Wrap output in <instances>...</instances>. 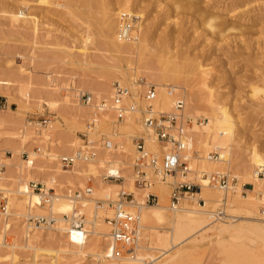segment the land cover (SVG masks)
<instances>
[{"label":"rangeland","instance_id":"1","mask_svg":"<svg viewBox=\"0 0 264 264\" xmlns=\"http://www.w3.org/2000/svg\"><path fill=\"white\" fill-rule=\"evenodd\" d=\"M19 1L0 0V160L4 164L1 170L5 173L0 174L6 177L0 184L4 189H0V204L3 202L5 204L9 199V197H3L4 195L8 194L13 197L12 192L16 191L20 185H27L29 189V187L34 188L33 183H38L39 187L42 183L45 189L52 188L55 195L63 193L72 197L76 191H82V196L91 197V200L78 199L77 213L81 214L83 219L97 220L105 224L100 227L106 226L110 233L112 225L106 217L113 215V209L109 207L108 201L117 199L118 191L121 189L131 191L127 183L128 179L124 176L127 173L132 175L128 162L135 153L127 155L128 158H123L121 151L126 147L127 140H132L133 135L144 133L143 127L140 120L142 128L126 129L127 124L134 123L132 118L125 120L114 137L115 141L122 144V149L112 148V151L114 150L112 152L111 149L99 147L98 153H101V150L114 153L115 156L109 159L113 160L114 157L116 159L120 156L126 161L120 163L117 170L110 166L109 161L106 162L107 159L103 160L104 162L94 161L96 175L92 172L78 173V167L82 161H77L72 167L64 168L59 157L75 151L85 143L83 140L87 138L86 136L93 141L99 139L102 134L111 135L113 132L114 112L107 110L98 114L93 106L91 108V105L82 102L78 93L88 91L97 99L109 100L111 94L108 95L109 99H106L98 93V80L106 83L111 92L113 83L116 81L129 85L133 92L132 82L139 76L153 84L157 83L151 78L147 69L140 68L134 72V69H127V63L124 60L111 56L108 44L105 43L101 32L100 19L104 17L103 8L96 3V0L95 2L90 0L87 3L84 0H28L24 9L38 18L39 28L36 33L31 28L10 23L6 9L9 6L20 7ZM105 1L110 6H118L121 2L130 3L133 6L131 12L140 15L139 20L137 19L134 23L133 30L137 33L138 23L145 19V22L155 30L151 39L152 43L159 40L164 30L182 29V38L185 42L182 48L190 54L193 63L200 62L204 66L208 76L207 81L210 86H213L215 96L230 106L236 115L245 117L246 120L249 119L251 124L237 128L234 140L231 142L232 166L230 168L228 165L227 167L226 165L224 167L214 166L212 170H209V172L219 171L227 174L228 185L240 186V189L233 190L221 187L219 190L223 194L220 196V201L215 202L214 210L217 211L224 201L226 214L230 216L235 212V216L238 215L234 217V220L264 224V181L260 180L263 175L252 160L254 148L264 156V92L259 91V94L256 93L253 97L249 91L253 82H258L256 85L260 88L263 86L260 77L256 76L261 68H264V52L262 53L264 50V0H184L180 9H172L166 3L167 0ZM168 10L171 13L169 15ZM214 12L225 18L227 25H233L238 29L230 31L227 40H216L212 37L209 40L206 39L207 31L204 29V22L206 17ZM242 30L249 31L240 34ZM245 36H249V39L246 40ZM183 56L180 59V65L171 66V68H177L182 82L186 78L187 83L190 82L191 85L193 83V88L199 90L200 84L193 80L195 66L193 63H187L188 61ZM125 70H127V75L123 72ZM169 83H174V80H169ZM21 85L28 87L27 96L20 93ZM180 91L182 94L175 93V97L187 95V98L183 96L185 103L187 102L185 113L204 119L201 124H206V115L209 112L207 107H199L198 113L188 110L189 90L180 88ZM131 101L138 105L144 104L142 99L137 101L133 96ZM172 105L173 102L167 107L156 106L169 111ZM137 114L140 117L138 119H141L140 111H137L135 115ZM44 119H47V123L42 122ZM92 120L95 121V127H88ZM193 131L196 133V129L193 128L190 135ZM84 132L87 133L86 136L83 135ZM194 136L199 137L195 134ZM191 142L190 140L191 152L195 151V157L191 161L192 168L207 171L203 158L211 151H217L216 158H218L219 148L214 142L206 146L202 143ZM33 151L37 153L32 160L30 155ZM49 152L59 154V156L52 157ZM22 162L24 165L20 167ZM111 169L115 173H120L124 180L104 179L103 174ZM199 175L197 172H190L187 178L179 175L169 177L167 179L169 198L172 189L170 182L185 179L201 182L197 178ZM204 185L196 192L203 190ZM87 186L93 188L92 193L85 192ZM8 189L9 192H6ZM104 189L111 191L109 197L104 196ZM208 189L215 190L216 186L208 185ZM35 190L40 192L39 189ZM147 191L148 189L140 191L141 197H144ZM151 192L158 194L153 188ZM226 193H228L227 196ZM238 193L242 195L244 204L237 202L235 196ZM158 196L160 200L161 196L159 194ZM135 199L139 202L143 198L140 200L135 196ZM200 200L199 202L203 203ZM96 201L98 205H103L104 202L103 207L96 206ZM250 201L254 203L251 204ZM205 203L204 200L203 204ZM43 204L46 205L42 207L43 210L41 207L32 209L33 213L42 216L39 217L40 219L49 214V205L45 202ZM148 204L157 203L151 201ZM11 207H16V205ZM55 212L61 216L57 208ZM9 221L11 228L7 234L8 241L15 238L18 243L25 245L28 238L25 236L26 223L29 218L25 215H13ZM141 223L143 230L139 240V250L142 251L147 261H153L154 264H175L177 254L172 258L169 256L176 250L179 251L185 242L190 241H197L196 245L198 243L199 245L192 247L193 249L190 247L183 249L188 258L183 264H264V237L250 241L251 234L243 233L236 240L228 237V234L207 238L206 234L218 224V220L204 223L201 229L177 245L162 239L163 234L167 232L164 228L170 225L167 219L160 223L158 221H141ZM54 225H58V222ZM85 225L91 230V223L86 222ZM58 232L61 231L57 228L48 230L46 227L36 226L31 232L36 238L31 237L30 241L37 243L38 246L48 247L50 250L0 245V264H57L54 249L62 248L67 244L66 236H62V233L59 236ZM89 232L84 233L90 235L83 245L69 243L66 247H70L72 251L94 250L111 253L110 248L104 249L107 240L110 239L109 233L98 235ZM149 240L152 241L153 246H158V248L146 247ZM0 241H3L2 233H0ZM58 252L61 256L58 264H97L98 262L88 254L81 255L60 250ZM152 253L159 258L150 257ZM73 260L76 262H72Z\"/></svg>","mask_w":264,"mask_h":264},{"label":"bare ground","instance_id":"2","mask_svg":"<svg viewBox=\"0 0 264 264\" xmlns=\"http://www.w3.org/2000/svg\"><path fill=\"white\" fill-rule=\"evenodd\" d=\"M84 1L85 3L90 2V0H84ZM96 1H97L96 3L100 4V6L103 8L104 17L100 19L101 32H102L103 37L105 38V43L108 44V50L110 51L111 56L114 58L120 59V60H124L127 63V69L129 70L134 69L135 70L134 72L138 71V69L140 68H145L148 70L151 78H153L157 83V84L154 83L157 86V91H158V96H157V100L155 103V105L157 106L162 105L163 107H167L172 102H174V100L176 99L175 93L176 94L178 93L179 95L180 93L182 94L181 92L182 90L180 91V88L181 89L184 88V90H187V91L189 90L188 110L189 109L194 110L198 113V108L201 106H206L207 109L209 110L208 114L206 115L207 123L204 125L203 124L194 125L195 127L193 128L194 130L196 129V133H194V131L193 133H191L190 135V140L192 141L191 143L198 142L206 146L214 142V144H216L215 146L219 148L220 156L218 158L216 157L210 158L209 154H206L207 156L203 158V163H204V166H206L207 172H209V170H212L214 166L224 167L226 165L227 167L228 165V167L230 168V166H232L230 148H231V142H233L234 137H235V131L237 128L242 127V126L243 127L247 126L251 123L248 121L249 119L246 120L245 117L244 119L240 115H236V113H234L230 109V106H228L226 103H223L221 100H219L215 96V90L213 89V86H210L207 81L208 76H207V72L204 69V66L200 62L193 63L192 58L190 57V54L187 52L186 49L182 48V45L185 44L182 38V33H181L182 29L180 30L178 28L173 31L164 30L163 33L160 35L159 40L156 43H152L151 39L155 33V30H153L151 25L145 22V19H144L142 21L140 20V22L138 23V26H139L138 32L136 33L135 30H133L131 32V37L127 40H123V39H120L117 33L121 26L120 20L118 19L119 16L117 17V15H120L121 13L120 11L122 12L130 11L131 12V10H133L132 9L133 6L127 2L126 3L121 2L118 6L116 5L110 6L109 4H107L105 0H96ZM182 1L184 0H167L166 3L170 5L172 9H180L182 8ZM28 2H29L28 0H20L19 1L20 7L18 6L16 8L13 6H9L6 9L7 13L9 14L8 19L12 25L16 24L19 26L28 27V28L33 29L34 32L36 33V31L39 28V20L36 17V15L31 14L30 12H27V9H24V6H27ZM167 13L169 15L170 11L168 10ZM214 13L209 14L206 17L205 22H204V29L207 31L206 39L209 40L210 37H212L216 40H227L228 34L230 33V31L238 30V29L233 25H227V21L225 18L221 17L220 14L218 13H215V14ZM134 14L138 17V20H139L140 15H138L137 13H134ZM263 29H264V26H263ZM247 31L249 30H242L240 31V34H244ZM245 39L246 40L249 39V36H245ZM245 39H242V40H245ZM263 52L264 50L262 51V53ZM182 56L188 61L187 63H193V65L195 66L193 80H196L200 84L199 90H196L195 88H193L194 87L193 83L192 85L190 84V82L187 83L188 81L187 82L185 81L186 78H184V81L182 82L180 80L181 75L178 73L177 68L176 69L171 68V66L180 65L181 63L180 59L182 58ZM115 66L117 67V65ZM118 66L121 67L120 65ZM126 71L127 70L123 72H125V74L127 75ZM256 77H260L262 81L261 80L259 81L263 82V86H261L260 88V86L256 85L258 84V82L257 83L253 82L254 84H251L249 91L252 93L253 97H254V94L258 93L259 91L264 92V68H261L260 73ZM171 79L174 80V83L172 84L169 83V80ZM120 82L124 83L122 81ZM147 82L151 83L149 81ZM97 85H98V93L100 94L101 97H106L107 99L108 95L112 94L111 89L106 85V83L101 82V81L99 82L98 80ZM166 85L168 86L171 85L174 92L173 93L169 92ZM132 86H133L132 96L134 97V99H136L137 101H141L142 99V101L145 103L142 97V94H141L142 87L138 85L136 80L132 82ZM27 88H28L27 86L21 85L19 88L20 93L25 94V96H27L28 95V92L26 91ZM108 89H110V91H108ZM183 96H185V94L179 97L185 98L187 95L185 97ZM263 98H264V93H263ZM29 100L31 101V99ZM131 100H132V97H131ZM141 105L143 106L144 104H141ZM90 107L92 108V106ZM137 111L138 110L136 108L131 113V115L127 118V120H130L132 118V122L135 125L129 123L125 126L126 129L136 128V127L140 129L143 127V126L141 127L142 124L140 125V120L142 119H138L139 117L138 114L135 115ZM90 133L92 134L93 132L91 131ZM194 134L196 136L198 135L199 137L195 138ZM146 145L154 150L159 149V146L156 143L153 136H149L147 138ZM61 151H65V150L61 149ZM111 151L101 150V153H98L99 156L97 154L95 157L88 158L84 162L82 161L81 164L79 165L80 168L78 167V173L88 174V172H92L95 174L96 168L94 165V161L102 162L103 160L105 161L106 159H107L106 162L109 161L110 166L114 167L117 170L118 165L126 161L123 160L122 157L120 156H118V158L116 159L115 157L114 159L112 158L113 160L109 159L111 156L112 157L115 156L114 153H112L114 152V150L112 152ZM121 152H122V155H124L123 158L124 157L128 158L127 155H130V153H135V146L132 140L130 139L127 140L126 147H124V149ZM36 153H37L36 151L31 152L30 159L33 160L34 155H36ZM49 155L50 156L52 155V157L59 156V154H53L51 152H49ZM119 157L121 159H119ZM252 160L254 161V165H257L258 169H260V172L263 175V177L260 176L262 178L260 180L264 181V174H263L264 173V156H262L256 148L252 150ZM22 161H25V160H22ZM27 161L28 160H26V162ZM23 163L24 162H22L21 163L22 165L20 164L21 166L20 165L19 166L22 167L24 165ZM220 170L222 169L220 168ZM224 171H225V168H224ZM0 173H3V171L1 170ZM189 174L190 173L178 174V175L183 176L184 178H187ZM176 176L177 175H171L169 177H176ZM124 177L128 179L127 183L131 190L129 192L133 193L134 197L132 198V200H129V201H121L120 200L121 195L119 193L121 190H119L117 194V200H120L119 204L121 205L123 204L124 206L127 205L126 208L130 212L137 215L138 217V220L135 222L137 233H138L137 242L131 248L133 249V253H130V254L125 253L119 257H115L113 255V243H112V237H111L113 225L110 221V218L113 217L114 210H113L112 216L106 217V220L112 225V229L110 233L108 232V228H106V226L100 227V225H105V224H101L97 222V220L89 221L87 219H83L82 226L75 227L74 224L78 223L79 221H82L81 218L79 217V215L81 214L77 213V210H76L78 199H80L81 201H84L85 199L91 200V197H88V196L83 197L80 193L75 194L73 197L69 194L62 193L60 195H55L53 193L52 202L51 204H49V214L44 215L45 218L47 219V223H44L42 222V218L41 219L39 218L42 216L37 215L36 213H33L32 211L34 207H41V208L46 207V205H44L42 201V197L45 194L44 188L42 189L41 192H38V191L36 192L35 188L29 187V189H27L26 187L27 185L22 186L20 184H19L20 185L19 188L16 191L12 190L13 197H11V195L8 196V194L3 196L6 198L9 197V199H7V202L5 203L7 207L6 210L0 211V228H1V225L3 224V228H1L0 230V233L3 234V241H0V245L12 246L14 248L15 247H28V248L30 247V248H33L34 250L36 249L50 250V248L48 247L38 246L37 243L32 242V240L30 241L31 237L33 238L35 235L33 233L31 234V232L34 231L35 226L39 228L46 227L48 230L57 228L58 231H61V232H58V235L62 233L61 234L62 236L63 235L66 236L68 245L69 243H72V245H83L85 243V239L90 235V234L89 235L84 234L88 231H90L89 233H95L98 235L109 233L110 239L107 240L106 246L104 247V249L110 248L111 253H106L104 251L99 252V251H94V250H90V251L74 250L72 251L70 250V247L69 248L66 247L67 246L66 244V246L63 245V247L65 246L64 248L62 247L59 249H54L56 250L55 262L58 264V260L61 259V256L58 252L60 250L62 252H72L74 254H81V255L88 254L89 256H93V258L98 261L97 264H154L153 261H147L145 257L143 256L142 251L139 250L140 249L139 240H140V236L143 230L141 221H144V222L158 221L160 223V222H163L165 219H167L170 225L164 228L167 230V232L166 234H163L162 239L165 242H169V243L176 244V245L181 244L187 237L193 235L195 232L201 229L204 223H211L217 220H218V224H216L213 228H211L210 231L206 234L207 238H211L214 236L220 237L221 235L228 234V237H230L233 240H236L240 238V236L243 233L251 234L249 238L250 241H254L257 238L264 237V224H261V222L260 223H251V222L246 223L240 220H234V217L238 216V215L235 216V212L234 214L230 216L227 214L228 216L223 217V218L217 217L216 216L217 213H216V210H214L215 209L214 207H215V202L216 201L219 202L220 196L223 194L221 190H219L222 186L211 185V186H216V189L209 190L208 189L209 184H207V181H205L201 177V175L197 176V178L201 180V182L199 181L197 182L195 181V182L199 184L198 189H201V187L205 184L203 190L196 192L198 190L196 189L194 191L186 192L181 198V201L184 200L183 201L184 203L180 201V203L176 204L175 206L171 205V194L169 198V195H168L169 194L168 192L169 184L167 181H161V180H158V182L155 181L157 182L156 185H153L154 183H152V185H150L148 188H145V189H148V191L147 193H145L146 195H144V197H141L140 191L145 190V189L139 187L135 183V180L133 179L134 177L130 175L129 173H127L126 176ZM5 178H6L5 175L0 174V184L4 182ZM186 180L188 181L192 179H185L184 181ZM152 188L153 190H156L158 194L161 196L160 200L158 199L159 202L157 201L156 202L157 204L155 205L148 204V202L145 199L147 194L151 192ZM222 188L224 189L231 188L233 190V189H240V186L236 187L234 185L233 186L228 185L227 187H222ZM0 189H2L1 186H0ZM6 192H9V189L6 190ZM92 192H93V188H92L91 193ZM110 192L111 191L109 189L103 190V194L105 197H109ZM227 195L228 193H226V196ZM135 196L138 199L140 198L141 199L143 198V199L142 200L140 199L141 201L137 202L138 200L135 199ZM235 198L237 199L238 203H243V204L245 203L240 193H238L235 196ZM200 199H204L206 203L205 204L200 203L199 202ZM98 201H96V206L103 207L104 202H103V205H98ZM109 201H112V200H109ZM169 201H170V204L168 205ZM250 203L252 204L254 202L250 201ZM13 205H16V207H11ZM55 208H57V210L60 211L59 213L61 214V216H58L56 214ZM106 208L108 211V207ZM13 215H25L26 217L29 218V221L26 223L27 228H26L25 236H27L28 238H27V243H25V245L18 243L15 238L14 239L12 238V241H8L9 238L7 239V234L9 233L8 230L11 228L9 219ZM31 217L37 218L39 222L30 220ZM96 217H98V215ZM53 220H56L55 223L58 222V225L55 226L54 225L55 223L52 222ZM33 222L34 224H32ZM86 222L91 223V227H92L91 230L86 227L85 225ZM196 242L197 241L185 242L184 246L179 251L176 250L177 252L175 251V253L174 254L172 253V255H170L169 257L170 258H172L173 256L175 257V254H177V259L175 261V264H183L187 258L186 254H184L183 252L184 251L183 249L187 247L192 248V247L199 245V243L196 245ZM146 247L158 248V246H153V243L151 240L148 241V245H146ZM229 250L231 249L229 248ZM154 254L155 253L150 254V257H153V259H156L157 257L159 258V256H155ZM13 255H14V249H13ZM72 262H76V261L73 260Z\"/></svg>","mask_w":264,"mask_h":264},{"label":"built area","instance_id":"3","mask_svg":"<svg viewBox=\"0 0 264 264\" xmlns=\"http://www.w3.org/2000/svg\"><path fill=\"white\" fill-rule=\"evenodd\" d=\"M138 17L132 13L123 11L119 15L120 29L118 35L120 39L127 40L131 37L134 22ZM138 85L142 87V97L145 101L144 105L132 102V90L129 85L116 81L112 86V94L109 100L97 99L92 93L88 91H80L78 97L84 104L93 106L99 113L107 110H112L115 114V119L112 123L113 132L111 135L102 134L101 137L92 142L88 138L87 133L84 132L87 138L84 139V144L78 147L75 151L69 154H64L59 157V161L64 168L72 167L77 161H85L88 158L95 157L98 154L99 147L112 149L122 147V144L114 140L118 134L119 126L127 120L131 113L137 108L141 115V124L144 133L132 136V142L135 146V154L128 162V168L134 177L135 183L145 189L148 188L155 181H167L171 175L188 174L190 172H197L201 177L207 181L209 185H220L222 187L228 186V175L219 171L207 172L205 170H197L192 168L191 161L195 157V151L191 152L190 146V132L194 124H201L204 119L200 117H193L185 113V102L183 98L177 97L173 102L172 109L169 111L157 108L155 103L158 96L157 86L153 83H148L147 80L139 76L136 78ZM169 92H174L172 86H167ZM47 123V119L42 121ZM95 126V121L89 122L88 127ZM149 136H153L159 146L158 150H154L146 145V140ZM217 151L209 152V157H217ZM4 168V164L0 160V170ZM120 172V171H119ZM104 179L124 180L120 173H115L113 169L103 174ZM171 189V205L175 206L180 203L182 196L188 191H194L199 188V184L195 181H172ZM35 189L41 192L44 188L45 194L42 201L48 205L52 202L53 191L52 188H47L41 183L32 184ZM90 186L85 188V192H91ZM82 195V191H76ZM75 193V194H76ZM121 201H129L134 197L133 193L121 189L119 192ZM4 199V198H3ZM146 201L157 202L158 194L149 192L145 197ZM117 200V199H116ZM109 201L108 205L114 210L113 217L110 221L113 225L112 229V243L113 255L119 257L123 254L133 253L131 249L137 242V228L135 222L138 220L137 215L130 212L126 206L119 204L120 200ZM200 201L204 200L201 199ZM6 205L0 204V211L6 210ZM217 217L223 218L228 216L225 211L224 201L219 205ZM82 221L74 224L75 227H80L83 224V218L79 215ZM39 222L37 218H30ZM79 219V218H78ZM56 220L52 222L55 223ZM42 222L47 223L46 218H42ZM132 250V251H131Z\"/></svg>","mask_w":264,"mask_h":264}]
</instances>
